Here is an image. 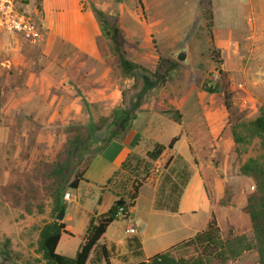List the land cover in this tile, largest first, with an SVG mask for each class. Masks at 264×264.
<instances>
[{
  "label": "rangeland",
  "instance_id": "rangeland-1",
  "mask_svg": "<svg viewBox=\"0 0 264 264\" xmlns=\"http://www.w3.org/2000/svg\"><path fill=\"white\" fill-rule=\"evenodd\" d=\"M62 1L58 0L61 23L66 10L75 17L81 14L75 0ZM82 1L96 22L95 54L79 51L73 37L69 43L61 34L45 35L42 9L31 17L35 41L0 28V264H45L39 230L52 220L53 211L42 172L61 157L75 129L82 127L85 136L74 150L75 171L92 164L84 176L100 180L106 168L100 158L88 157L112 135V115L122 108V100L135 118L133 127L118 137L133 144L153 135L166 143L181 130L187 133L190 143L178 141L176 149L188 158V172L203 175L222 235L248 232L250 219L243 207L253 186L240 174L239 165L259 154L261 145L254 137L245 149L238 145V152L231 129L244 133L241 124L258 116L264 106V0ZM51 3L44 0L43 7ZM94 8L103 12L107 30L117 27L126 57L135 64L131 75L122 74ZM45 41L52 45H43ZM180 49L186 50L188 62L178 61L171 79L159 86L152 77L158 59H175ZM218 68L230 79L229 109L221 92L204 89L208 80H218ZM180 164H185L181 158L170 177ZM149 188L145 187L146 201ZM67 190L85 197L89 187L82 183L78 190ZM66 202L72 219L63 220L73 235L64 234L56 250L73 258L90 226L75 213L78 198ZM207 217L198 202L196 213L186 218L202 227ZM235 264H258L255 250L245 252Z\"/></svg>",
  "mask_w": 264,
  "mask_h": 264
},
{
  "label": "trees",
  "instance_id": "trees-1",
  "mask_svg": "<svg viewBox=\"0 0 264 264\" xmlns=\"http://www.w3.org/2000/svg\"><path fill=\"white\" fill-rule=\"evenodd\" d=\"M36 6L38 10L42 9L41 0H37ZM94 11L98 19L105 24L102 31L111 40L113 52L122 74L124 76L131 75L135 64L126 57L123 48L125 42L117 27L113 25L107 30V21L103 12L96 8ZM209 18L212 19L210 14ZM216 62L220 63L219 52H216ZM178 66L179 62L175 59L159 58L152 71V77L159 86L164 85L171 79ZM217 71L218 80H208V83L204 84V89L210 93L221 92L229 109L232 90L228 72L220 68ZM134 117L135 113L129 114V110L122 100V108L115 110L112 115V135L101 140L99 150L103 149L113 138L124 133ZM175 120L178 121L179 119ZM121 121H123L122 125H120ZM241 127L245 131L244 133L239 132L237 128L231 129L238 152H241L238 145L245 149L246 144L250 143L254 137L258 138L261 145L259 154L249 157L239 165L240 174L249 177L253 186V190L247 195L243 207V211L248 214L250 219V230L240 234H233L230 231L224 237L216 216L212 212L202 230L135 264H235L245 252L251 250H255L258 264H264V106L260 108L258 116L242 123ZM84 136L85 130L82 127L76 128L74 136L65 146L61 157L42 172V181L45 191L51 199L53 211L52 220L44 223L39 230V247L42 250L45 264H111L110 251L105 244L99 243V239L109 224L117 220L115 214L119 207L128 211L133 206V201L142 185V179L144 181L148 177L144 175L133 178L129 188H127V180L122 175L118 178L116 176L114 182L110 183V189L116 196L111 207L98 216L96 223L90 226L84 241L73 258L60 254L56 250L60 237L62 233L71 234V232L66 229L63 219L57 220V214L63 205L64 208L66 206V200L63 197L66 189H76L79 181L83 178L84 168L81 171H75L74 150L84 139ZM177 139V137H173L167 145L156 143L146 153V156L155 160L165 149L172 148ZM92 156L93 154L88 159ZM122 194H125L128 199ZM227 201L228 199L222 200L221 203L224 204ZM129 246L133 256H142L141 244L137 238H131ZM4 253L9 254V251L4 250Z\"/></svg>",
  "mask_w": 264,
  "mask_h": 264
},
{
  "label": "crops",
  "instance_id": "crops-1",
  "mask_svg": "<svg viewBox=\"0 0 264 264\" xmlns=\"http://www.w3.org/2000/svg\"><path fill=\"white\" fill-rule=\"evenodd\" d=\"M75 1L77 10L81 14L75 17L74 13H72L73 11L66 10L64 22L61 23L58 0H52V3L48 4L47 7L46 5L43 7L44 0H42L41 26L43 31H45V35L57 36L61 34L69 43L73 37L75 40H72V42L79 51L95 54L97 46L95 39L96 22L90 12L84 11L86 8L82 6L83 1ZM65 2V0L62 1L63 4ZM75 20L76 30L73 26ZM43 45L50 46L52 44L49 41H45ZM177 109L180 114L183 113L180 107ZM175 122L181 125V121L175 120ZM131 127H133L132 121L129 125V128ZM173 137L178 138L173 147L165 149L159 155V157H167L168 161L156 181L150 179V171L157 158L155 160L149 159L146 153L156 143L167 145L169 142L164 143L155 137L153 139V135H150L145 142H142V136L139 141L133 144L126 143L123 136L116 137L103 149L94 153V158H100L102 168H106L101 174L100 180L87 179L84 176L85 170H89L92 164L87 165L83 169V178L74 190H78L82 183H85L89 190L85 197L72 195V199L78 198L77 211L75 213L89 226L95 224L97 217L105 213L116 199L110 189V183L114 182L116 176L118 178L122 175L127 180V188H129L133 178L148 176L144 181L142 179V185L133 201V206L128 209L127 218L118 222L116 220L111 222L99 239V243L105 244L110 251L111 264H114L112 258L116 259L120 264H135L141 260H146L152 255L202 230L210 219L211 213L215 211L216 204L208 196L203 175L200 172H188L186 167L187 161H189L187 160L188 158L181 156L176 149L178 141L185 139L187 143H190L189 135L187 133L183 134L181 130ZM180 158L185 161V164L178 165V168L174 170L176 172L175 175L170 177L169 173H171L173 164L176 161L178 162ZM198 167L200 168L201 165H198ZM147 186L150 187V190L148 191L149 198L146 201L145 194L147 189L145 190V187ZM122 195L124 196L125 194ZM125 198L128 199L126 195ZM142 199L143 202H141ZM198 202L202 205L203 210L208 213L207 221L202 227L194 226L190 222L191 220L186 218L189 213H196ZM66 217L72 219L71 213L67 212V207L65 206L63 219ZM65 225L71 234L62 233L58 245L63 240L64 234L73 235L67 222H65ZM131 227L135 229L134 233L128 232ZM133 237L137 238L141 244V257L131 254L129 242Z\"/></svg>",
  "mask_w": 264,
  "mask_h": 264
},
{
  "label": "built area",
  "instance_id": "built-area-1",
  "mask_svg": "<svg viewBox=\"0 0 264 264\" xmlns=\"http://www.w3.org/2000/svg\"><path fill=\"white\" fill-rule=\"evenodd\" d=\"M18 4H22V7H19ZM36 11L35 0H0V28L22 32L27 36H32V41H35L37 29L31 17ZM167 161L168 158L165 156L157 158L150 171L151 180L158 179ZM63 197L66 201L73 198L68 190ZM127 216L128 211L123 207H119L115 214L117 219H126ZM128 232L134 233L135 229L131 227Z\"/></svg>",
  "mask_w": 264,
  "mask_h": 264
},
{
  "label": "water",
  "instance_id": "water-1",
  "mask_svg": "<svg viewBox=\"0 0 264 264\" xmlns=\"http://www.w3.org/2000/svg\"><path fill=\"white\" fill-rule=\"evenodd\" d=\"M175 59L182 63H187V53L185 49H180L175 53ZM64 217V205L60 208L58 214H57V220H62Z\"/></svg>",
  "mask_w": 264,
  "mask_h": 264
}]
</instances>
